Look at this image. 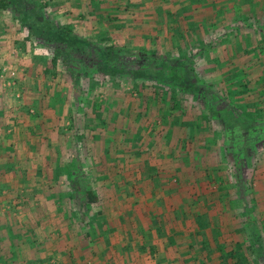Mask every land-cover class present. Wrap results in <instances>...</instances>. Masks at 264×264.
I'll list each match as a JSON object with an SVG mask.
<instances>
[{
	"label": "rangeland",
	"instance_id": "rangeland-1",
	"mask_svg": "<svg viewBox=\"0 0 264 264\" xmlns=\"http://www.w3.org/2000/svg\"><path fill=\"white\" fill-rule=\"evenodd\" d=\"M12 1L0 11V264H215L213 237L249 253L254 231L264 245V0ZM200 102L236 109L243 131L227 135ZM197 208L205 231L190 223ZM244 252L227 263L247 264Z\"/></svg>",
	"mask_w": 264,
	"mask_h": 264
},
{
	"label": "trees",
	"instance_id": "trees-1",
	"mask_svg": "<svg viewBox=\"0 0 264 264\" xmlns=\"http://www.w3.org/2000/svg\"><path fill=\"white\" fill-rule=\"evenodd\" d=\"M12 0H0V11L1 10H5V9H7V8H10V5L12 4ZM70 33V31L69 30H61L58 34H61V37H62V39L60 40V42H63V40H65V42H63V43H65V44H68V47H70L71 49H69L68 50V52L69 51H75L76 52V49H74V44H73V42L71 41L70 42V39L69 38H67V34H69ZM64 38V39H63ZM80 52L82 53V50H80ZM150 53V52H149ZM148 53V56L146 57V58H149V57H153L154 58V61H156L155 63H158V64H160L159 62V59L157 58V56L155 55L156 53H154V52H152V54L150 53L149 54ZM261 53L262 52H260V53H257V60H261V58L262 57H264V56H261ZM86 56V57H89V50H87V51H85L84 53H82V56H84V55ZM145 55H147V54H144V57H145ZM84 56V57H85ZM57 59H58V57L57 56H54L52 59H51V62H52V64L54 65L55 64V62L57 61ZM164 68L165 67V65H162L161 64V67H159L160 69L161 68ZM156 68H158V67H156ZM155 68V69H156ZM111 69H113V68H111ZM110 69V70H111ZM161 71V70H160ZM173 73V76H175V73L174 72H172ZM247 73H249V74H247V75H251L252 74V72H251V70H249V71H247ZM140 75H142L141 73H138V74H136V77L138 78ZM135 76V75H134ZM133 77V76H132ZM134 78V77H133ZM174 79H173V84H175V85H180V84H182V83H189L190 84V82H186V81H182V80H178V77L177 76H175V77H173ZM259 79V78H258ZM175 80V81H174ZM249 81H251V80H248L247 81V79H244V85H243V88H245V86L247 85V83L249 82ZM259 81V80H258ZM261 87V85H259V88ZM262 88V87H261ZM246 89V88H245ZM263 89V88H262ZM223 100L225 101V102H228V98H223ZM200 106L202 107V109H201V114H204V115H207L209 118H211L210 120L214 123L215 121H217V122H220L221 124H222V126H223V128H224V131H226V133H227V135L228 134H231V135H239L242 131H243V129L240 127H238L237 125H238V123L236 122V120L237 119H239V115H240V113L239 112H236V109H234V108H232V107H230L229 106V111H226V110H224L223 112H219L218 114L216 113L215 114V112L213 113L212 111H207V112H205V108H204V106H203V104L200 102ZM236 115H238V116H236ZM240 120V119H239ZM240 123V122H239ZM186 128V127H185ZM239 128V129H238ZM187 133H185V135H186ZM223 135H224V132H223ZM134 139H135V137H134ZM177 150V153H179L180 155V157L181 156H183L184 158H181L180 160H181V163H182V167L181 166H177L176 167V169L174 170L175 172H181L182 171V168H184V167H186L187 165H188V163H190L189 162V160H188V155L186 154H184V155H182L181 154V150H179V149H176ZM199 156H201V155H199ZM189 166V165H188ZM194 173V172H193ZM177 180V179H176ZM194 183H196V181L194 182ZM239 189H240V186H239ZM190 191V189H189V187L185 190V192H189ZM81 196H83V198H84V201L86 202V203H88V204H94V203H96V196H95V194H93L92 192H90V191H86L85 189H83V191H82V193L80 194ZM226 197L227 196V194L225 193V194H221L220 195V197ZM248 212H250L249 210H248ZM251 212H252V215H253V213L255 212L254 211V209H252L251 210ZM206 215L202 212V209H199V208H197V209H195L193 212H192V214L190 215V223L192 224V225H195V227H197V228H199V229H201L202 228V230L203 231H205V230H207L208 229V227H209V223H208V221H207V219H206V217H205ZM249 216V215H248ZM231 229V231H232V233L233 234H235V235H238L239 233L237 232V231H243L242 229V227L241 226H239V227H237V226H233L232 225V227L230 228ZM88 235V232H86V234L84 235V237H86ZM212 237H213V234L211 235ZM180 238V237H179ZM249 241L252 243V245H251V247H252V251H251V249H249V253L247 252V250L244 248L245 247V244L243 245V243L242 242H234L233 243V246L231 247V248H228V249H225L224 248V246H223V248H221V244L219 243L218 244V241L219 240H216V239H214V237H213V239H212V243H214L215 245H213L212 246V248H211V250H213L214 248H216V249H218L219 250V254H218V256H215L214 257V259L215 258H217L218 259V262L217 263H215V264H219V263H222V262H225V263H223V264H229V263H227L229 260H233V259H235V256H236V254H237V248H241V249H244V253H245V256L247 257V258H249L248 260H250V262H248L247 264H264V245L262 246L261 244H259V242H258V240L260 239V237H259V234H257L256 232H254V231H252L251 232V235L249 236ZM258 239V240H257ZM184 243V241H177V239H174V238H172V244H174V245H176V246H179L180 245V243ZM224 244V242H222V245ZM191 246L193 245L192 243L190 244ZM254 245V246H253ZM209 246H211V244L209 245ZM149 249H151V248H149ZM154 249V248H153ZM210 250V251H211ZM151 251H153L152 249H151ZM210 258V260H212L213 258L212 257H209ZM242 259V258H241ZM251 260H253V261H251ZM211 264H214V262L213 261H211ZM231 264H233V262L231 263ZM235 264V263H234Z\"/></svg>",
	"mask_w": 264,
	"mask_h": 264
},
{
	"label": "built area",
	"instance_id": "built-area-1",
	"mask_svg": "<svg viewBox=\"0 0 264 264\" xmlns=\"http://www.w3.org/2000/svg\"><path fill=\"white\" fill-rule=\"evenodd\" d=\"M5 71H6V68H3L2 71L0 70V79L3 78L2 75L4 74L3 72H5ZM7 72L10 74V77H11V78H13V77L15 76V72H14V71H10V70H8ZM8 73H7V74H8Z\"/></svg>",
	"mask_w": 264,
	"mask_h": 264
}]
</instances>
